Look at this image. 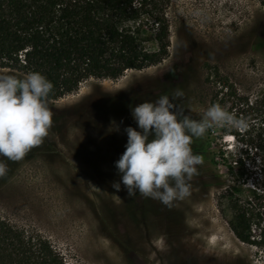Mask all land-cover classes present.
I'll list each match as a JSON object with an SVG mask.
<instances>
[{"label": "rangeland", "instance_id": "obj_1", "mask_svg": "<svg viewBox=\"0 0 264 264\" xmlns=\"http://www.w3.org/2000/svg\"><path fill=\"white\" fill-rule=\"evenodd\" d=\"M172 9L166 59L116 80L90 78L48 101L53 124L43 142L20 161L5 160L0 217L39 231L71 264H264V254L232 234L228 199H221L239 186L238 195L247 196L235 182L234 162L247 156L241 140L257 129L259 109L240 116L249 123L243 132L213 126L193 139L203 163L189 196L173 207L111 188L119 179L114 162L125 150L123 128L135 127L129 105L171 98L179 89L183 114L199 120L217 91L207 65L217 66L241 96L253 101L264 94V0H174Z\"/></svg>", "mask_w": 264, "mask_h": 264}, {"label": "trees", "instance_id": "obj_2", "mask_svg": "<svg viewBox=\"0 0 264 264\" xmlns=\"http://www.w3.org/2000/svg\"><path fill=\"white\" fill-rule=\"evenodd\" d=\"M173 3L0 0V69L42 73L53 84L48 101H56L90 78L116 80L129 70L157 65L169 55L176 18ZM207 69V81L217 89L211 104L218 103L237 117L250 109L260 111L257 129L241 140L247 156L234 162L235 182L245 187L247 196L238 195L239 186L221 199H228L227 224L235 238L264 254V94L249 100L217 66ZM232 134L238 137L237 132ZM0 264L71 263L39 231L0 217Z\"/></svg>", "mask_w": 264, "mask_h": 264}, {"label": "clouds", "instance_id": "obj_3", "mask_svg": "<svg viewBox=\"0 0 264 264\" xmlns=\"http://www.w3.org/2000/svg\"><path fill=\"white\" fill-rule=\"evenodd\" d=\"M52 91V82L38 71L23 76L0 73V178L8 171L5 160H22L48 135L53 124L48 106ZM183 95L177 89L171 98L164 94L154 101L129 105L135 127L123 128L127 139L114 162L119 177L111 182L115 193L138 194L171 208L189 196V181L203 163L201 155L193 153V139L202 138L213 126L241 132L249 127L246 118L218 103L211 104L199 120L192 119L176 103ZM114 130L120 131L119 125Z\"/></svg>", "mask_w": 264, "mask_h": 264}]
</instances>
